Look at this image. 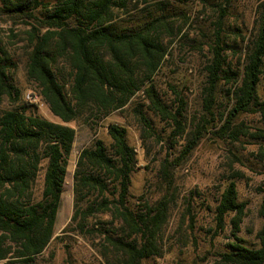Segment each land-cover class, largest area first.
Returning a JSON list of instances; mask_svg holds the SVG:
<instances>
[{
	"label": "trees",
	"instance_id": "obj_1",
	"mask_svg": "<svg viewBox=\"0 0 264 264\" xmlns=\"http://www.w3.org/2000/svg\"><path fill=\"white\" fill-rule=\"evenodd\" d=\"M201 1L209 11L204 12L209 24L200 29L209 56L202 112L189 122L183 94L170 84L177 99L173 104L155 81L175 36L170 8L182 0H0V18L24 19L31 26L27 74L62 121L45 118L36 104L23 100L10 70L14 63L0 48V262L36 264L54 237L76 139V129L66 123L79 119L96 131L103 118L125 109L139 92L149 101L148 109L173 126L168 137L173 146L179 136L186 138L178 156L166 158L162 165L167 179L208 134L232 145L261 140L258 151L264 156V129L252 131L238 120L242 114L264 117L260 91L264 0H256V28L249 32L233 25L231 11L238 0ZM138 15L142 19L137 23L123 25ZM5 98L8 106L1 107ZM143 105L136 112L145 141L158 132ZM108 133L109 143L96 138L80 152L74 172V212L66 230L102 238L108 264H143L160 254L173 182L155 204L133 205L132 174L139 168L136 149L126 126L113 123ZM42 170L43 184L37 192ZM247 207L237 183L230 181L215 208L217 231L229 227L231 216L232 240L219 252L221 264H264V200L254 243L240 235Z\"/></svg>",
	"mask_w": 264,
	"mask_h": 264
},
{
	"label": "rangeland",
	"instance_id": "obj_2",
	"mask_svg": "<svg viewBox=\"0 0 264 264\" xmlns=\"http://www.w3.org/2000/svg\"><path fill=\"white\" fill-rule=\"evenodd\" d=\"M175 4V7L170 8L175 36L170 41L169 53L155 81L164 97L173 104L177 103V99L172 86L183 94L188 103L186 114L190 122L202 112V86L206 79L205 64L209 53L207 38L200 29L207 28L209 24L204 14L208 10L201 0H182ZM256 7V0L236 1L231 11L233 25L242 26L247 32L253 31L256 28ZM130 19L123 25L137 23L142 15L132 21ZM30 28L24 19L3 16L0 18V48L8 52L14 63L10 70L16 85L22 90L23 100L36 104L38 113L45 118L62 122L51 112L37 84L28 77ZM233 61L237 63L235 57ZM263 88L264 78L261 92H264ZM28 94L32 96L31 99L27 97ZM148 102L144 94L139 92L125 109L103 118L96 131L79 119L66 123L76 129V139L69 158L54 237L44 252L36 257V264H108L102 254V238L82 236L67 231L66 227L74 212V172L80 152L96 138L109 143L111 138L108 130L113 123L127 127L128 140L138 155L139 168L132 174L133 205L143 208L146 202L155 204L166 194L170 180L173 182L169 217L159 242L160 254L145 259L143 264H221L219 252L226 250L232 240L229 225L231 216L227 218L229 227L219 232L216 229L215 208L222 191L232 180L237 183L240 200L248 202L240 235L251 243L256 242V233L262 225L259 208L264 200V156L258 151L261 140L250 138L241 144L232 145L208 134L193 154L172 170L173 178L167 179L162 165L166 158L178 156L186 138L179 136L173 146L168 141L173 126L151 112ZM8 103L9 100L5 98L1 107L8 106ZM140 104H145L143 109L158 132V135L145 141L141 138L142 124L136 112ZM238 120L251 126L252 131L264 129V117L260 113L242 114ZM43 175L44 170L36 184L37 192L41 191ZM5 262L3 260L0 264Z\"/></svg>",
	"mask_w": 264,
	"mask_h": 264
},
{
	"label": "built area",
	"instance_id": "obj_3",
	"mask_svg": "<svg viewBox=\"0 0 264 264\" xmlns=\"http://www.w3.org/2000/svg\"><path fill=\"white\" fill-rule=\"evenodd\" d=\"M27 97H28L29 99H31V98H32V96H31L30 94H28V95H27Z\"/></svg>",
	"mask_w": 264,
	"mask_h": 264
}]
</instances>
